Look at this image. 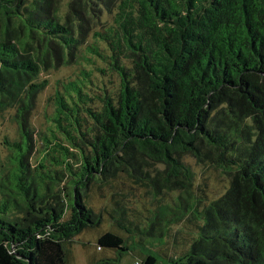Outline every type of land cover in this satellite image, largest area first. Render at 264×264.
Instances as JSON below:
<instances>
[{
  "label": "trees",
  "instance_id": "obj_1",
  "mask_svg": "<svg viewBox=\"0 0 264 264\" xmlns=\"http://www.w3.org/2000/svg\"><path fill=\"white\" fill-rule=\"evenodd\" d=\"M73 62L33 137L41 75ZM11 109L22 135L0 179V264H70L72 239L107 213L119 225L98 250H129L141 190L181 246L162 264H264V0H0V119Z\"/></svg>",
  "mask_w": 264,
  "mask_h": 264
},
{
  "label": "rangeland",
  "instance_id": "obj_2",
  "mask_svg": "<svg viewBox=\"0 0 264 264\" xmlns=\"http://www.w3.org/2000/svg\"><path fill=\"white\" fill-rule=\"evenodd\" d=\"M111 21V18H107ZM87 43L93 45L95 40L94 35L87 38ZM84 41V42H85ZM104 48L102 44L99 45ZM108 52V51H107ZM81 62V60H80ZM99 68H104L102 63H98ZM81 69L79 62H73L69 66L60 64L57 68L50 69L47 73L41 75L42 79L48 80L47 88L38 96L35 109L30 116V126L32 128V135L36 138L40 133L45 132L48 127L49 117L52 115L53 105L51 98L53 97L57 87L58 81L66 80L67 78L74 77L77 72ZM109 72V71H108ZM99 81L102 80L101 75H97ZM111 81H117L118 77L115 73L111 76ZM109 80V78H108ZM21 127L19 120L16 118V111L9 110L6 111L3 117L0 119V179L5 178L10 175L14 170L13 154L9 144L18 142L21 140ZM8 143V144H7ZM37 155H32L30 162H35ZM191 168L197 173L202 174L203 171L200 166H198L193 159H187ZM210 173H214L213 176H209ZM205 177L209 176V183L213 186L214 190L223 191L226 183L225 176L219 175L218 172H206ZM1 183V180H0ZM1 190V188H0ZM142 190L137 194L139 195V201L144 202L146 209L140 207V217L142 218V225L138 228L131 230V235L124 236L126 239L127 246L129 250L126 251H110L104 249L103 251L98 250V238L104 232L115 231L117 229V224L119 225L118 217L115 214H106L103 223L100 227H97L95 231L83 232L82 234L74 237L69 244L71 250L72 259L70 264H90L91 260H101L104 257H109V259H114L112 264H143L144 260L148 255L152 253L159 260V264L165 263L167 260L158 252L162 249L168 248L172 255H180V245L177 244L173 239L167 240V236H162V231L172 228V224H167L165 221H158L160 218L159 213L154 211L153 206L149 202L150 195H145L140 197ZM99 208V204H97ZM149 206V207H148ZM152 206V207H151ZM151 207V208H150ZM114 216V217H113ZM163 224L162 229L160 225ZM183 232H187L186 226L182 229ZM140 231H148L147 235H140ZM179 234V233H178ZM186 237L185 234H179L180 239ZM168 241V242H167ZM165 247V248H164ZM117 258H120L117 260ZM117 260V261H116Z\"/></svg>",
  "mask_w": 264,
  "mask_h": 264
}]
</instances>
